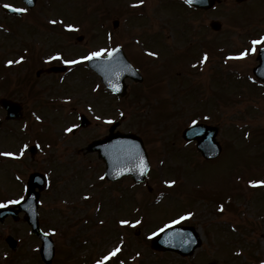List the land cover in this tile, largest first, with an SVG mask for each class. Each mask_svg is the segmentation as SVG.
<instances>
[{
    "label": "rangeland",
    "instance_id": "374dc122",
    "mask_svg": "<svg viewBox=\"0 0 264 264\" xmlns=\"http://www.w3.org/2000/svg\"><path fill=\"white\" fill-rule=\"evenodd\" d=\"M181 1L38 0L31 17L17 20L0 8V68L9 73V67L16 66L0 96H19L28 121L27 129L23 123L22 128L11 124L3 130L26 129L34 142L46 125L50 129L44 135L57 141L47 155L18 167L25 179L31 170L48 169L47 158L54 161L55 179L41 193L40 208L42 227L52 226L61 248L51 264H72L78 255L96 258L121 241L123 258L113 257L109 264H264V185L250 183L264 180V88L253 82L252 74L258 63L255 56L264 44L243 59L228 61L233 51L238 56L248 49L249 41L264 37V0H224L207 12L189 9ZM60 16L68 22L84 20L79 26L67 25L71 33H65L50 26ZM36 17L40 22H35ZM212 20L220 21L221 29H212ZM37 25L40 32H31ZM122 43L145 73L142 83H131L124 100L116 101L108 92L105 99L101 79L86 63L73 64L64 75H36L38 69L70 57L78 61L77 55L91 47L99 51L104 45L110 49ZM60 49L64 55L57 58L61 56L53 52ZM205 53L208 59L201 62ZM55 97H66V106L55 103ZM169 108L174 115L159 118ZM76 112L85 113L92 124L63 140V128L67 131L76 122ZM122 113L120 129L143 137L152 167L149 181L134 188L128 178L118 183L98 180L104 163L96 154L76 150L106 135ZM202 113L208 120L200 117ZM196 115L220 127L223 153L213 162H206L181 137ZM1 136L0 143L7 144L11 135ZM8 149L0 145V151ZM11 168L6 160L0 162V205L24 197L23 184L13 180ZM83 196L92 198L87 202ZM180 217L196 227L202 244L190 256L152 250L147 235ZM101 219L107 226L96 223ZM121 220L134 223L121 224ZM60 230L65 233L59 234ZM29 231L21 215L17 221L8 218L0 223V264H44L40 241ZM9 234L18 239L14 251L5 242Z\"/></svg>",
    "mask_w": 264,
    "mask_h": 264
},
{
    "label": "water",
    "instance_id": "95a60500",
    "mask_svg": "<svg viewBox=\"0 0 264 264\" xmlns=\"http://www.w3.org/2000/svg\"><path fill=\"white\" fill-rule=\"evenodd\" d=\"M191 3L209 8L216 0H189ZM213 27L219 28V23H213ZM261 59V65L256 69V73L264 80V50H261L258 56ZM91 67L95 69L102 79L107 83L109 87L117 92H123V80L126 76L132 75L130 66L126 63L125 59L120 57L119 54L108 56L107 58H94L90 61ZM58 68H51V70H57ZM115 86H118L115 87ZM3 107L8 109L9 117H19V106L12 103L9 100H1ZM117 125V124H116ZM116 125H114L116 127ZM114 127L111 128V134L104 140L93 142L87 148L89 151L98 150L100 156L104 157L107 162V178L118 179L125 174L131 173L135 180H144L149 170V162L147 153L143 147L142 140L134 134H122L119 132H113ZM217 129L204 125L194 126L187 131L184 135L186 138L198 139V147L202 151V154L207 158H212L220 152V147L215 143V136ZM143 163L147 164V169L142 170ZM36 175H32L30 180L29 198L20 203V208L29 212L27 220L30 221L34 231L44 239V246L42 248L43 259L49 264L54 255V244L48 238L44 236L39 229L37 215L35 209L38 206V194L34 193L36 186ZM2 211V210H1ZM7 212L4 210L3 214H0L2 219ZM198 233L193 227L186 226H174L167 229L157 235L153 240V245L157 249L177 251L182 255H190L194 252V249L201 244ZM7 241L12 248H16L17 241L12 237H7Z\"/></svg>",
    "mask_w": 264,
    "mask_h": 264
},
{
    "label": "snow or ice",
    "instance_id": "6c2138e0",
    "mask_svg": "<svg viewBox=\"0 0 264 264\" xmlns=\"http://www.w3.org/2000/svg\"><path fill=\"white\" fill-rule=\"evenodd\" d=\"M138 3H143V0H138ZM5 7H8V8H12L13 5L11 4H8V5H5ZM15 11L17 12H26L27 9L25 8H15L14 9ZM57 21L53 20L52 23L55 24ZM69 28H72L73 26L72 25H68ZM252 48H251V51L253 53H255L257 51V45H260V44H264V37L260 38V39H254L252 40ZM117 51V49H112V50H108V49H100L99 51H93L91 53H89L87 56L85 57H82L81 59L83 60H91L93 58H99V57H102L104 56L106 53L109 55V56H112L113 53H115ZM249 54V50L248 49H245L243 50L242 52H240L238 54V56L236 57H232V58H235V59H243L245 58L247 55ZM151 55H156V53H151ZM57 58H62V57H57ZM24 57H21L20 60H23ZM208 59V55L207 53L204 54V57H203V60L201 62H204V61H207ZM14 61L12 60H9L8 63L9 64H12ZM66 64H75V63H78L79 61H76V60H65L64 61ZM118 88V86H115ZM123 115V113H122ZM37 119H40V117H37ZM97 119H99V117H97ZM109 123H111L112 121H108ZM67 131L71 132L73 129L72 128H68L66 129ZM25 148H27V145H25ZM0 155H4V156H10V157H18V156H22L23 155V150H21V152L19 154L17 153H13V152H5V153H0ZM142 170H146L147 169V164L146 163H143V160H142ZM169 183H172L174 184L175 181H171ZM250 183L254 186L256 185H264V180H259V181H250ZM23 199V198H21ZM9 203H19V201H9ZM2 206V205H0ZM188 216H191L192 213H188L187 214ZM186 217H180V220H183L185 219ZM121 224H129L131 223L130 221L128 220H121L120 221ZM136 224H139L140 221H136L135 222ZM176 223H179V220H174L172 221V224H176ZM166 227H171V224L170 225H166ZM161 231H163V229H161ZM123 243V241H121V244ZM121 252V247L119 245H117L116 247L112 248L111 250H109L106 254L102 255L99 259H97L95 261V264H108V262L115 256H117L118 253ZM139 255V253L137 254Z\"/></svg>",
    "mask_w": 264,
    "mask_h": 264
},
{
    "label": "flooded vegetation",
    "instance_id": "af4514ba",
    "mask_svg": "<svg viewBox=\"0 0 264 264\" xmlns=\"http://www.w3.org/2000/svg\"><path fill=\"white\" fill-rule=\"evenodd\" d=\"M27 11H30V10H27ZM26 13H27V12H26ZM26 13H25V14H26ZM32 14H34V13H32V11H30V12H29L28 14H26V15H27V17H28V16L31 17ZM40 19H41V18H40ZM36 21L40 22L39 19H38V17L35 18V22H36ZM30 27H31V26H30ZM33 30H35V31H39V32H40V29H39L38 25H37V27H32V28L30 29L31 32H33Z\"/></svg>",
    "mask_w": 264,
    "mask_h": 264
}]
</instances>
